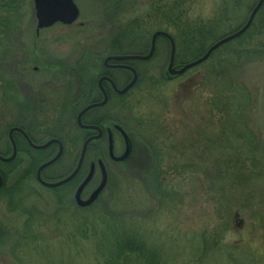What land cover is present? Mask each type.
I'll list each match as a JSON object with an SVG mask.
<instances>
[{"label":"rangeland","instance_id":"rangeland-1","mask_svg":"<svg viewBox=\"0 0 264 264\" xmlns=\"http://www.w3.org/2000/svg\"><path fill=\"white\" fill-rule=\"evenodd\" d=\"M157 1L74 0L79 18L71 27L39 32L33 0H17L13 13L0 11V28H10L9 37H0V123L32 120L43 128V118L48 123L63 120L57 105L65 91L55 94L50 86L43 92L52 71L48 67L53 66L52 83L64 84L68 75L59 73V67L77 71L79 66L86 72L84 80L95 82L94 89L99 70L92 71V64L124 54L120 50L127 47L128 23L139 21L151 32L148 24ZM219 5L220 0H188L185 9L190 19H209ZM247 14L241 9L223 32L238 28ZM152 35L136 40L133 49L147 53ZM115 40L120 49L111 48ZM156 50L153 60L136 64L144 79L126 95L127 113L115 99L107 106L113 122L125 121L124 116L125 122L130 120L125 128L133 153L126 163H111L105 142L93 143L78 174L54 189L39 186L35 173L57 155L56 147L43 154L28 178H22L27 172L24 160L10 166L13 172L0 190V264H101L95 258L97 235L103 231L97 222L112 216L137 225L140 232L141 220L147 235L157 229L160 245L176 236H212L219 264H264V57L225 60L222 66L217 58L165 83L169 44L159 40ZM230 50H221L219 60ZM191 59L184 53L179 57L183 64ZM43 94L49 95L44 106ZM79 135L64 142L60 158L41 171L44 183L61 182L74 172L84 142ZM35 140L43 144L48 139L40 133ZM121 153L117 142L115 156ZM97 161L105 166L107 185L91 208L79 209L76 188ZM148 170L154 173L146 175ZM100 179L96 168L86 193ZM174 253L186 257L190 249Z\"/></svg>","mask_w":264,"mask_h":264},{"label":"trees","instance_id":"trees-1","mask_svg":"<svg viewBox=\"0 0 264 264\" xmlns=\"http://www.w3.org/2000/svg\"><path fill=\"white\" fill-rule=\"evenodd\" d=\"M188 0H158L157 7H153V17L150 18L149 28H142L139 21L134 20L133 23H128L127 28L124 32L128 43L127 47L122 48L120 51L122 55H145L142 52H136L134 42L141 40L143 37L149 36L150 33L157 31L165 32L169 34L176 45L175 65L183 66L182 62L179 61V57L182 53L191 55V60L196 61L202 57L207 49L219 41L220 39L238 31L246 23L249 14L253 10L258 0H220V4L213 16L209 19H190L189 9H185ZM17 0H0V11L6 13H13V10L18 7ZM248 11L246 20L235 30H230L227 33L223 32V29L227 24L231 23L233 18L238 14L241 9ZM1 14V13H0ZM264 5L256 16L251 28L239 39L229 43L215 53H213L205 64L211 63L213 60L218 65L222 66L224 61L231 62L236 59L241 62L247 57L261 58L264 57ZM262 17V18H261ZM156 18V19H155ZM260 19V26L256 29V25ZM156 20V22H155ZM7 22V21H6ZM3 21L0 19V24ZM8 23V22H7ZM146 24V23H145ZM9 26V25H2ZM145 26V25H144ZM10 28H0V37H9L8 32ZM140 34V35H139ZM140 36V37H139ZM8 39V38H7ZM6 39V40H7ZM164 42H167L164 38H159ZM118 40H115L111 48L120 49L117 47ZM168 43V42H167ZM182 48V50L179 49ZM133 50H132V49ZM231 48L229 56H223L219 60V54L221 50ZM123 50V51H122ZM157 55V50L153 58ZM153 58L151 60H153ZM219 60V61H218ZM252 60V59H250ZM136 64H147V63H131V65L138 73V81L133 91L141 83L140 80L144 79L143 72L139 70V65ZM195 70V69H192ZM190 70V71H192ZM189 71V72H190ZM188 72V73H189ZM130 75L127 76V83L130 81ZM178 78V77H175ZM175 78H172L174 80ZM150 79V78H149ZM163 82L167 83L164 78ZM90 83H94L91 79ZM155 86L158 84L154 83ZM158 89L160 87H155ZM160 86V85H159ZM238 103L243 105V101L240 97L237 98ZM250 141V139H249ZM35 165L33 164L27 169L26 174L22 177L23 179L31 176L34 171ZM150 170V169H149ZM148 170V171H149ZM146 172L153 174L154 172ZM157 182V179H155ZM149 190H152L149 188ZM106 216V215H105ZM106 218V217H105ZM102 227L103 231L97 235L99 242L96 243L95 258L101 264H219V254L217 251L212 252L213 248L216 247L215 239L212 236L194 235L189 238H180L179 236L169 238L166 243L161 245L157 242H161L160 238L156 241L158 234L157 229L155 233L150 232L146 234L143 232L145 223L141 225V232L137 225L128 224L123 222L115 221L112 219L105 222H97ZM143 226V228H142ZM86 236H81V239H85ZM169 247V249H166ZM208 247V248H207ZM178 248L190 249L189 255L186 257L182 255H176L174 252ZM209 249V250H208ZM169 250V251H167ZM170 252L173 256L169 257Z\"/></svg>","mask_w":264,"mask_h":264},{"label":"flooded vegetation","instance_id":"flooded-vegetation-1","mask_svg":"<svg viewBox=\"0 0 264 264\" xmlns=\"http://www.w3.org/2000/svg\"><path fill=\"white\" fill-rule=\"evenodd\" d=\"M56 26H62V25H56ZM67 27H71V26H67ZM109 57L111 56H108V58ZM106 59L107 57L103 59L102 64L99 63L92 64L91 67L92 71H95L96 69L99 70L98 72H95L97 73L96 76L97 82L94 89L91 87L92 85L95 84V82L94 84L89 83L90 81L87 83V81L84 80V73L86 72L81 70L79 66L77 68V71L75 70L71 71L68 67H64V68L62 66L59 67L58 69L60 70L59 73H63V76H65V73L66 75H68L67 76L68 82L64 84H60L57 82L52 83L53 80L55 79V76L52 72L53 66L51 65L48 67L52 71H49L51 73L50 78H48L47 81L43 82V92L44 90H49L50 86H52L51 91H53L55 94L58 92L59 89H63L65 91V99L59 105H57L58 107L57 111L59 113L60 118L63 120H55L54 123H48L46 119L43 118V128L38 126L39 123H34L32 122V120H27V122H24L21 121L20 119H15L10 122L0 123V182H1L0 190L4 187L5 182H7L8 176L13 172L10 171L12 170L10 166L14 165L16 161L20 159L24 160L26 169H29L33 164L36 165L38 163L39 159L43 157V154H48V151L49 150L51 151L52 147H56L58 150L59 146L57 143H60L63 149L64 142H73L74 139L79 138L80 136L79 132L81 133V137L84 139V142H86L91 138H96L99 135L98 131L96 130L81 128L78 125L77 118L79 114L87 107L101 104L104 101V95L101 89L99 88V81L101 79H102L101 87L103 88L106 94V103L103 106L93 108L88 112H86L82 116L80 123L82 124L83 127H93L100 130L101 132L100 138L98 140L91 141L89 146L92 145L93 143H102L104 141L107 148L106 149L107 157L111 163L116 165L124 164L130 159L133 153V144L131 141L132 136H130V134L125 128L126 124L130 122V120H128V122H125L127 121V118L124 116L125 121L121 122L117 120L118 122L116 121L113 122V120H111L109 116L108 107L113 99L118 101L119 106H122L127 93L123 95H119L117 93V91L120 90L118 89V87H120L119 84H123L125 80L127 83V75H131V74L130 72H128V70L123 68V66H128L125 62L109 61L107 64H105ZM34 71L36 72L35 69ZM164 77H165V73H164ZM45 86L48 89H45ZM48 96L43 94V106L45 105ZM82 102L84 104L83 107L81 109H78L80 108ZM123 110L126 111L127 113L128 108L124 106ZM44 111L45 110L43 108V116L45 113ZM99 111H101L100 114H98ZM66 115L68 118L66 117ZM64 117L66 119H64ZM71 120H73L74 123ZM74 127L76 129L75 131L73 130ZM40 133H43V138L46 137V139H48L43 144L42 143L39 144L37 140H35V136L40 135ZM51 141H54V143L48 146L47 148L45 149L39 148ZM110 142L112 143L113 157L116 159L123 156L128 144L129 155L124 162L116 163L109 156ZM117 142L121 144V148H122V153L119 156H115V145L117 144ZM42 165L43 164H40V166L37 168L35 173V181L38 184L39 182L37 180V171ZM1 167H3L6 170L3 171ZM42 171H44V169ZM41 173H40V177H41ZM40 179L43 180V176ZM93 179L89 183V185L83 190L81 194L82 200H85L84 198L86 197L89 198L91 193L95 190L94 189L91 192L88 191L86 193V191L91 186L90 184L93 182ZM83 180L77 186L76 191L83 182ZM39 186L43 188L41 184H39ZM10 196L12 195H9V197Z\"/></svg>","mask_w":264,"mask_h":264},{"label":"water","instance_id":"water-1","mask_svg":"<svg viewBox=\"0 0 264 264\" xmlns=\"http://www.w3.org/2000/svg\"><path fill=\"white\" fill-rule=\"evenodd\" d=\"M263 4H264V0H258L257 4L255 5L254 9L251 12L246 24L239 31H237L236 33H233V34L229 35L228 37H225L224 39L218 41L217 43L212 45L207 50V52L205 53V55L203 57H201L200 59H198L195 62L184 65L180 69L173 68L174 56H175V44H174L172 38L168 34L163 33V32H156L155 34H153V36L151 38V42H150V51H149L148 55H146V56L110 57V58H107L105 60V64H107L109 61H114V62L142 61V62H146V61L150 60L154 54L156 40L158 38H165L170 43L169 63H168V67H167V71H166L165 76L168 80L170 79L171 76H182L187 71L203 64L204 62H206L209 59L210 55L213 52H215L217 49H219L220 47H222V46L238 39L239 37H241L250 28V26L252 25V23L254 21V18L256 17L258 12L260 11ZM33 6H34V16H35V20H36V32H39L43 29H49L56 24H61L64 26H71L79 18V11H78L77 7L75 6L73 0H33ZM123 68L128 70L129 72H131L133 77H132V81L122 91H117V93L119 95H123V94L127 93L131 88L134 87V85L137 82L136 72L130 67L123 66ZM101 82H102V79L99 81V88L101 89V91L104 95V101L101 104L87 107L86 109H84L79 114V116L77 118L78 125L81 128L96 130V131H98L99 135L96 138H91V139L87 140L83 144L77 166H76L74 172L68 178L64 179L61 182L55 183V184H46L40 179V173L43 169L53 165L60 158L63 149H62V145L60 143H57L59 146V150H58L57 155L51 161L43 164L37 171V180L43 187L48 188V189H54V188H58L64 184L68 183L69 181H71L78 174V172L81 169V166H82L83 161H84L87 146L91 143V141L98 140L100 138L101 132L99 129L93 128V127H83L81 125L80 121H81L82 116L86 112H88L89 110H91L93 108L103 106L106 103V94H105L103 88L101 87ZM53 143H54V141L48 142L39 148L45 149ZM112 150H113L112 143L110 142L109 143V156L116 163L123 162L124 160H126V158L129 155L128 144H127V148H126L124 155L118 159H115L113 157ZM97 167H98L100 174H101V182H100L99 186L97 187V189L90 195V197L86 201L81 200V194H82L83 190L90 183V181L92 180L94 173H95V164H91L90 170H89V173H88L86 179L79 186L78 190L75 193V196H74L75 203L81 209L88 208L92 204H94L96 202V200L98 199L99 195L103 192V190L106 187L107 175H106L105 167L101 161L97 162ZM0 187H1V182H0Z\"/></svg>","mask_w":264,"mask_h":264}]
</instances>
